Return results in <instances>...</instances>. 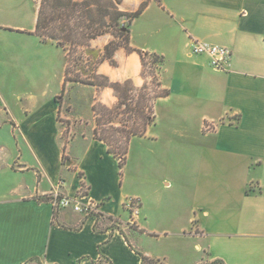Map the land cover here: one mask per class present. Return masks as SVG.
<instances>
[{"label": "crops", "instance_id": "obj_1", "mask_svg": "<svg viewBox=\"0 0 264 264\" xmlns=\"http://www.w3.org/2000/svg\"><path fill=\"white\" fill-rule=\"evenodd\" d=\"M18 1L0 0V264H140L138 254L161 264H264V0H122L124 13L145 4L129 46L163 58L159 79L169 91L129 143L141 166L156 155L166 171L148 175L144 166L125 176L90 124L80 125L96 103L116 105L113 89L69 97L80 83L65 82L67 52L37 37L38 1L31 17ZM113 40L106 34L88 47L102 55ZM195 40L227 48L225 68L191 54ZM112 60L91 75L143 85L136 52L119 48ZM127 167L126 159L121 173ZM80 174L98 215L48 202L55 189L74 195ZM127 198L140 203L135 228ZM134 233L167 247L135 249Z\"/></svg>", "mask_w": 264, "mask_h": 264}, {"label": "trees", "instance_id": "obj_2", "mask_svg": "<svg viewBox=\"0 0 264 264\" xmlns=\"http://www.w3.org/2000/svg\"><path fill=\"white\" fill-rule=\"evenodd\" d=\"M122 0H83L80 2H75L74 0H40V8L38 9L37 15V25H35V33L38 38H40L42 43H53L56 47L66 50L64 43L68 42L72 45L77 40L83 41L82 44L87 45L88 42L98 38L99 36H104L106 34H111L113 37L122 39V41L117 42L113 40L111 43L107 44L104 48L102 55L100 53L94 52V56L98 62L107 60L111 65H114L113 55L115 50L119 48L125 49L127 52H136L140 57V62L142 65V74L145 75L146 58L152 57L153 70H157V66L162 64L163 58L157 55L148 54L147 52L135 51L129 46V26L132 20L136 19L140 13L143 11L145 4L142 5L139 11L135 13H124L120 12L119 6ZM94 9V10H91ZM94 14H93V12ZM122 19H128V26L121 25ZM74 23V25H70ZM116 31V32H115ZM116 34L118 36H116ZM81 38V39H79ZM68 61L66 60V63ZM156 66V69H155ZM75 72V73H74ZM80 71H71L66 67L65 82H75L82 83L84 85L97 86L99 88L109 87L114 90L115 95L119 99L117 110L122 105L129 108L128 102V92L133 91L132 84L129 80L123 83H110L107 78L101 77L100 75H89V82H84L78 80L76 75ZM75 75L70 77L69 75ZM88 76V75H87ZM92 77H99L101 80L105 81L102 85L94 82ZM169 91H165L160 97H166ZM159 97V96H158ZM144 104H142V107ZM140 105L135 107L134 111L138 114V110L142 108ZM101 110L105 111L101 107ZM143 110V109H142ZM143 112V111H142ZM143 114V113H142ZM140 115V114H139ZM144 118V124L140 130L132 129L129 127L116 128L115 133L119 135L118 139L114 140L116 147L111 146V139L108 137H103V133H99L95 130V137L104 142L108 147V153L113 156L118 161L119 169L122 171L126 163V155L129 150V142L134 137H140L145 131V127L153 124L154 118L146 119ZM100 121L97 120L98 126ZM124 142H121V141ZM120 171V175H121ZM140 257V264H161L158 260L150 259L142 254H138Z\"/></svg>", "mask_w": 264, "mask_h": 264}, {"label": "rangeland", "instance_id": "obj_3", "mask_svg": "<svg viewBox=\"0 0 264 264\" xmlns=\"http://www.w3.org/2000/svg\"><path fill=\"white\" fill-rule=\"evenodd\" d=\"M6 1L8 3L14 5V4H16L17 0H6ZM23 1H24V3H23ZM35 1H38V3L40 4V0H35ZM17 3H21L22 5L25 6L24 14L28 15V17L32 16L31 14H32V11L34 9V5H33V2L31 0H19ZM91 10H94V9H91ZM93 14H94V12H93ZM122 24L125 26H128L129 20L128 19H122L121 25ZM70 25H74V23H72ZM116 36H118V35L116 34ZM79 39H81V38H79ZM114 40H116L117 42L122 41V39L117 38V37H114ZM82 43H83V41H81V40L75 41L74 43H72V45L69 44L68 42L64 43V46L67 50L66 60L68 61L67 62L68 68L71 71H74V70H76L77 72L80 71L79 74L76 75L78 77L76 79L82 80L84 82H89L87 79H89V75L91 74L93 68H96L98 61H99L98 58L97 59L95 58L93 53L94 52L99 53V51L94 50V49H90L89 47H87V45L82 44ZM103 52H104V50H103ZM152 60L153 59L151 56L147 57L145 60L146 61V63H145L146 66H145V71H144L145 75L142 74V76H141L142 79L144 80L143 85L140 88H135L132 85L134 90L132 92L131 91L128 92V99L126 100V104L128 102V105H130L129 108H126L125 105H122L117 110H115V108L118 107L119 99L115 95L114 90H113L114 96L117 100L116 105H114V107H111L110 109H108V108H105L104 106L100 105L99 103H96L94 105V107L92 108V112H90L88 114L87 111H85L86 113H84L85 114L84 117L86 118V120L84 122H81L80 125L85 128L87 123H89L90 125H88L87 129L94 131V132H90V133H93V135L95 136V130L97 129L99 133H101V134L103 133V135H104L103 137H108L111 139V146H113L115 148L116 145L114 144V140L119 138V135L115 133L116 128L119 129V128H123V127H125V128L129 127L130 130H132V129L140 130L142 128V125L144 124V118L143 117H146V119L154 118V120H155L154 108H155L156 102L158 101L159 98H161L160 97L161 94L164 93L166 91V89L163 88V85L159 79L161 65L157 66V70L154 71L153 70L154 66L151 64ZM59 62H60V57L57 60V64H59ZM155 69H156V66H155ZM57 71H59V68L57 69ZM55 73L51 74L52 77H53V75H55ZM69 76L74 77L75 75L73 74V75H69ZM92 79L95 80L94 82L99 83L101 85L105 82V81L101 80L99 77H92ZM110 83H113V82H110ZM58 85H59L58 80L54 84H52V85L50 84L48 86L49 91H51L52 93L57 92L59 90ZM89 86L90 85H84V84L80 83L79 84L80 89L75 90V91L71 90L69 97L74 98L73 99L74 101H78L81 99H83V100L90 99L91 100L92 99L91 94H90L91 92L89 91V90H91V88ZM142 104H144L143 107H142ZM139 105L142 107L138 110L140 115L136 111H134L135 107L136 106L138 107ZM101 107L104 108L106 110V112L101 110ZM79 109L77 112H74V115L80 114ZM81 109L84 110L83 108H81ZM80 116H83V115H80ZM97 120L100 121V123H99L100 127L98 126V124H96ZM206 126H208V124H205L203 126V130L208 131L209 128H206ZM93 127H94V129H93ZM147 127H145L144 133L146 132ZM144 133L142 134V136L144 135ZM142 136H140V137H142ZM134 138H137V136ZM134 138H132L131 140H133ZM112 139H114V140H112ZM121 142H124V141L122 140ZM138 156H139V154L137 151V145L134 144L132 147V150L130 152V156H129V150H128V154L126 155V159L128 161V167H127V170L125 172L121 173V176L127 175L126 172L128 170L130 173L131 170L141 169V168H144V166H145V168H148L147 170L144 169L145 173L148 175H151L152 173L155 175L156 172H159L160 174H162L163 172L166 171V168H167L166 167V161L164 159H161V157H157L156 155L153 157L152 156H146V158L144 157V160L142 159L144 166L143 165L141 166V159H139ZM65 162L66 161H64V164H65ZM71 165H72V163H71ZM70 166H68V167H70ZM140 172H141V170H140ZM140 172L137 174L140 175ZM142 173L143 172H141V174ZM138 175H137V178H139ZM143 177L145 179V176H143ZM79 178L81 181L80 182L81 186L79 187L78 191L74 195H79L80 197H83L86 195L85 194L86 191L84 190L85 185L83 184L84 182L82 181L81 174L79 175ZM74 195H72V196H74ZM130 199H133V198H130ZM128 200L129 199L127 198L126 203H124V204L127 205ZM133 202H136V203H134V208L137 207L138 215H139V204L140 203H139L138 199H135V198H134ZM126 207L124 205V209L128 211L130 218H131L130 221H126V222L129 226V228H135L134 226L131 225V224H133L132 220L134 218L132 211L130 213L129 212L130 210L128 208L126 209ZM93 215H98V213L95 212L89 216H93ZM89 216H85V217H89ZM126 216H127L126 214L123 215V217H126ZM110 221H111L110 222L111 227H113V228L118 227V225H116L119 222L117 219H111ZM107 225H109L108 222H107ZM97 228H98V226H97ZM127 239L129 240L132 247L135 249L136 248L140 249V247H142L143 249H152L153 250L157 247L159 249L167 247L165 244V243H167V240H160L159 242H156L155 240H151L149 238L143 237V235L140 233H134V236L127 237Z\"/></svg>", "mask_w": 264, "mask_h": 264}, {"label": "built area", "instance_id": "obj_4", "mask_svg": "<svg viewBox=\"0 0 264 264\" xmlns=\"http://www.w3.org/2000/svg\"><path fill=\"white\" fill-rule=\"evenodd\" d=\"M191 54L196 56L205 55L209 58V65L213 70H223L226 66V62L229 61L231 56L230 51L225 47L215 46L206 42L194 41L190 46ZM49 203L55 209H64L71 210L74 213H78L80 215L89 216L93 213L98 212V205L88 196L80 197L79 195L74 196H65L60 193L57 189L51 192L48 196ZM134 199H129L127 205H125L126 209L128 208L134 217L138 215L137 207L134 208ZM104 263V262H103ZM104 264H110L105 262Z\"/></svg>", "mask_w": 264, "mask_h": 264}, {"label": "water", "instance_id": "obj_5", "mask_svg": "<svg viewBox=\"0 0 264 264\" xmlns=\"http://www.w3.org/2000/svg\"><path fill=\"white\" fill-rule=\"evenodd\" d=\"M71 165V162L70 161H67L66 162V166H70Z\"/></svg>", "mask_w": 264, "mask_h": 264}]
</instances>
